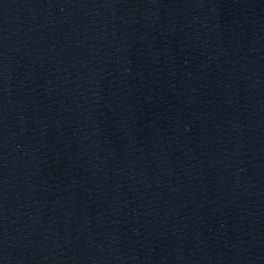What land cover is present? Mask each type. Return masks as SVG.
<instances>
[{"label":"water","instance_id":"water-1","mask_svg":"<svg viewBox=\"0 0 264 264\" xmlns=\"http://www.w3.org/2000/svg\"><path fill=\"white\" fill-rule=\"evenodd\" d=\"M0 264H264V0H0Z\"/></svg>","mask_w":264,"mask_h":264}]
</instances>
